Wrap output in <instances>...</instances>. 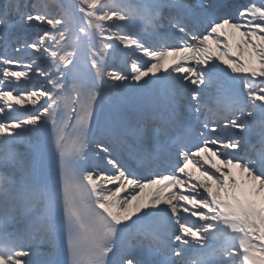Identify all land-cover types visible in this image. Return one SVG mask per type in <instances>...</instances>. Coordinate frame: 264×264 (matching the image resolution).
Here are the masks:
<instances>
[{"label": "snow or ice", "instance_id": "6c2138e0", "mask_svg": "<svg viewBox=\"0 0 264 264\" xmlns=\"http://www.w3.org/2000/svg\"><path fill=\"white\" fill-rule=\"evenodd\" d=\"M66 8L0 0V264H264V0H130L94 88Z\"/></svg>", "mask_w": 264, "mask_h": 264}, {"label": "bare ground", "instance_id": "6f19581e", "mask_svg": "<svg viewBox=\"0 0 264 264\" xmlns=\"http://www.w3.org/2000/svg\"><path fill=\"white\" fill-rule=\"evenodd\" d=\"M86 1L87 0H65V4L67 5V8L65 10H57V9H53V11L57 12L58 15H62L64 16L65 19V23L63 25H61L60 27L63 29V31H65L67 29V31L69 30V32H71L72 30L74 31V29L78 28V24L79 21L76 18V13L83 10V8H85L84 6L86 5ZM46 3H50L51 0H45ZM92 2V0H90V3ZM131 2H135V0H131ZM130 3V0H122L119 3L116 4H108L107 6H105L104 11L116 7H121V6H128ZM118 27V26H117ZM62 31H57L55 36H59V34H61ZM68 78V75H66V80ZM96 78H93V84L94 87L96 86ZM33 83L38 84L39 81H34Z\"/></svg>", "mask_w": 264, "mask_h": 264}, {"label": "rangeland", "instance_id": "374dc122", "mask_svg": "<svg viewBox=\"0 0 264 264\" xmlns=\"http://www.w3.org/2000/svg\"><path fill=\"white\" fill-rule=\"evenodd\" d=\"M87 1H89V0H87Z\"/></svg>", "mask_w": 264, "mask_h": 264}]
</instances>
